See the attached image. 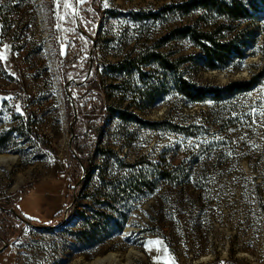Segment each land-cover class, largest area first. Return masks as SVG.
Instances as JSON below:
<instances>
[{
	"label": "rangeland",
	"instance_id": "1",
	"mask_svg": "<svg viewBox=\"0 0 264 264\" xmlns=\"http://www.w3.org/2000/svg\"><path fill=\"white\" fill-rule=\"evenodd\" d=\"M186 1L67 0L73 15L65 0H0V155L15 157L0 164V208L51 227L0 210V264H264L261 4L229 21L174 8ZM184 26L249 45L204 69L198 47L170 36ZM252 78L218 101L176 87ZM181 163V184L160 180ZM131 173L143 188L113 191Z\"/></svg>",
	"mask_w": 264,
	"mask_h": 264
},
{
	"label": "trees",
	"instance_id": "2",
	"mask_svg": "<svg viewBox=\"0 0 264 264\" xmlns=\"http://www.w3.org/2000/svg\"><path fill=\"white\" fill-rule=\"evenodd\" d=\"M259 2L261 4L260 9L262 12L257 16L258 18L264 19V0H259ZM251 4L252 0H188L175 5L174 8L183 14H188L197 10H204L216 14L219 17L229 19V21H240L244 19L246 20L252 16V13L249 10L252 7ZM223 28L225 27L223 26ZM170 36L172 38H188L194 46L201 50V55H197L196 58L199 60L200 64H202L203 68L208 70L224 68L231 60L242 59L245 53L244 50L249 45L248 42L241 39L240 41L237 39H219L214 31H201L191 26H184L175 29L170 33ZM238 45H241L242 47H239ZM155 59H157L160 62V65L166 68V70L172 71V64L168 63V61H165L160 57H155ZM121 66L122 63H119L115 68L123 70ZM80 85L82 84H79V86ZM254 85V78L248 81L232 82L223 89H204L201 87H195L187 83L184 79H178L176 83L179 94L193 102H202L208 99L218 101L230 98L236 93L250 91ZM196 163L197 161L191 164L194 166ZM182 168H184L182 163L171 165L166 169L162 168L159 173V178L169 185H179L181 184L179 179L185 176L182 173H178V170ZM130 176V178H125L123 182H118V184L114 185L113 191L115 190L117 194H120L127 188L131 189L134 186L136 190L143 188L139 181L141 175H134L131 173ZM186 177L188 178L189 175H186ZM0 210L10 213L17 218L10 211L1 208ZM25 219L31 223L33 222L31 219ZM91 226L94 225L92 224Z\"/></svg>",
	"mask_w": 264,
	"mask_h": 264
},
{
	"label": "water",
	"instance_id": "3",
	"mask_svg": "<svg viewBox=\"0 0 264 264\" xmlns=\"http://www.w3.org/2000/svg\"><path fill=\"white\" fill-rule=\"evenodd\" d=\"M91 61H92V59H91V52H90L89 68H88V72H87L85 78L88 77V75H89V72H90V69H91ZM67 86H68V83L65 84V90L67 89ZM66 94H67L68 99L70 100V94H69L68 92H66ZM70 101H71V100H70ZM75 117H76V114H75V111H74V115H73L72 122L74 121ZM70 132H71V136H73V129H72V127H71ZM82 171H83V174H85V169H84V168H82ZM81 178H83V176H82ZM80 180H81V179H80ZM8 210L11 211L12 213H14L15 216H16L20 221H22L23 223H25L26 225H29V226H31V227L38 228V229L51 228L50 226H43V225H35V224H32L31 222L27 221L26 219L20 217V216H19V215L13 210V209L8 208ZM6 247H7V243L4 242L3 246L0 248V252H1L3 249H5Z\"/></svg>",
	"mask_w": 264,
	"mask_h": 264
},
{
	"label": "snow or ice",
	"instance_id": "4",
	"mask_svg": "<svg viewBox=\"0 0 264 264\" xmlns=\"http://www.w3.org/2000/svg\"><path fill=\"white\" fill-rule=\"evenodd\" d=\"M84 3V0H75V4L76 6H78L79 4H82ZM64 8H72V12H73V15H78V13H76V10H75V7L73 5H70L69 3H67V0H65V2L63 3L62 5ZM105 7H107V3L105 2ZM57 7H61V4L59 3V0H57ZM63 19V17H61ZM253 113H255V109H253ZM259 115L261 116H264V111H261L259 113ZM229 155H231V153H229ZM156 243H159V242H156Z\"/></svg>",
	"mask_w": 264,
	"mask_h": 264
},
{
	"label": "bare ground",
	"instance_id": "5",
	"mask_svg": "<svg viewBox=\"0 0 264 264\" xmlns=\"http://www.w3.org/2000/svg\"><path fill=\"white\" fill-rule=\"evenodd\" d=\"M15 157L10 155H0V164H9L10 162H14ZM111 259V257L104 258V259H98L96 261V264H103L104 262H108Z\"/></svg>",
	"mask_w": 264,
	"mask_h": 264
},
{
	"label": "built area",
	"instance_id": "6",
	"mask_svg": "<svg viewBox=\"0 0 264 264\" xmlns=\"http://www.w3.org/2000/svg\"><path fill=\"white\" fill-rule=\"evenodd\" d=\"M28 233H29V229H27V228H23V230H21L20 232H19V234L17 233V237H21V238H25L27 235H28Z\"/></svg>",
	"mask_w": 264,
	"mask_h": 264
}]
</instances>
